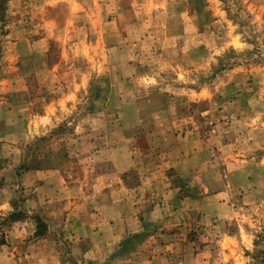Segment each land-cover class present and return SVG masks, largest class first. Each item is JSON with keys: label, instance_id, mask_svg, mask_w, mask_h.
I'll use <instances>...</instances> for the list:
<instances>
[{"label": "rangeland", "instance_id": "374dc122", "mask_svg": "<svg viewBox=\"0 0 264 264\" xmlns=\"http://www.w3.org/2000/svg\"><path fill=\"white\" fill-rule=\"evenodd\" d=\"M99 211L264 264V0H0V264H91Z\"/></svg>", "mask_w": 264, "mask_h": 264}, {"label": "crops", "instance_id": "0c3cea01", "mask_svg": "<svg viewBox=\"0 0 264 264\" xmlns=\"http://www.w3.org/2000/svg\"><path fill=\"white\" fill-rule=\"evenodd\" d=\"M51 178L55 188H59L64 181L57 170ZM75 221L74 227L77 228V230H74L76 241L85 240L88 237H94L95 239V242L87 243L84 248L85 256H89L94 260L91 264H174L169 259L162 260L165 254L163 256H150L149 244L136 246L132 245L127 239L126 243L119 245L123 235V231L119 227L120 215L114 216V213L106 214L99 211L91 215V219L87 222H82L80 217ZM125 230L126 232H124L128 235L134 231V229L129 228ZM169 255V253L166 254V256ZM180 264H183V262Z\"/></svg>", "mask_w": 264, "mask_h": 264}, {"label": "trees", "instance_id": "16d2710c", "mask_svg": "<svg viewBox=\"0 0 264 264\" xmlns=\"http://www.w3.org/2000/svg\"><path fill=\"white\" fill-rule=\"evenodd\" d=\"M17 213H12L11 216L7 217L5 220H16L15 217H16Z\"/></svg>", "mask_w": 264, "mask_h": 264}]
</instances>
